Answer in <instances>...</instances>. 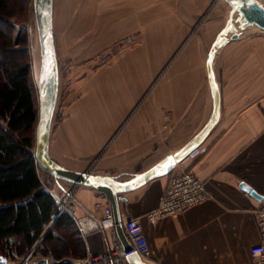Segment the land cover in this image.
Returning <instances> with one entry per match:
<instances>
[{
    "label": "crops",
    "instance_id": "obj_1",
    "mask_svg": "<svg viewBox=\"0 0 264 264\" xmlns=\"http://www.w3.org/2000/svg\"><path fill=\"white\" fill-rule=\"evenodd\" d=\"M208 1L181 0L185 16H173L172 22L185 33L181 45L166 54L132 43L94 69L79 65L86 73L71 79L69 91L75 93L68 95L62 117L51 128L49 153L54 160L72 170L126 181L174 154L204 126L213 104L206 54L228 18L227 13L222 24L214 18L213 28L218 29L212 36L204 32L201 15ZM212 65L220 104L205 138L170 171L118 194L120 221L126 216L141 218L148 264H264L250 254V247L260 241L254 209L261 200L253 191L264 196V34L229 40L217 50ZM180 168L201 178L210 197L150 222L145 213L158 205L171 171ZM53 182L57 192L49 191L66 203L75 220L93 224L105 207L112 210L113 228L80 232L85 256L74 262L128 244L102 192L54 178ZM43 258L48 264L54 260L50 255L36 260ZM109 264L132 262L126 258Z\"/></svg>",
    "mask_w": 264,
    "mask_h": 264
},
{
    "label": "trees",
    "instance_id": "obj_2",
    "mask_svg": "<svg viewBox=\"0 0 264 264\" xmlns=\"http://www.w3.org/2000/svg\"><path fill=\"white\" fill-rule=\"evenodd\" d=\"M20 2L0 0V264L30 252L76 264L85 256L78 225L44 186L34 156L37 97L25 40L13 38Z\"/></svg>",
    "mask_w": 264,
    "mask_h": 264
},
{
    "label": "rangeland",
    "instance_id": "obj_3",
    "mask_svg": "<svg viewBox=\"0 0 264 264\" xmlns=\"http://www.w3.org/2000/svg\"><path fill=\"white\" fill-rule=\"evenodd\" d=\"M53 6L59 90L52 126L62 117L66 102H69L68 95L75 93L69 91L71 79L86 73L84 71L86 67L79 65L90 64L94 69L118 48L132 43H141L142 47L143 44L150 45L151 48L157 49V52L166 54L181 45L185 33L179 23L172 22L173 16V18L185 16L181 0H54ZM229 8L224 0L208 1L201 15H204L205 19L204 32H209L212 36L218 29L216 27L214 30L212 21L215 17L220 18L222 24ZM12 20L15 22L14 40L22 42L25 40L22 46L25 47L37 97L39 48L32 0H21L20 8ZM242 34H264V31L257 27H248ZM210 40L209 38L204 41L205 52ZM35 124L32 132L33 143ZM40 176L48 190L57 192L52 176L44 172L40 173ZM38 256L39 253H32L28 261L36 260ZM24 257L23 255L14 259L8 258L7 264H18Z\"/></svg>",
    "mask_w": 264,
    "mask_h": 264
},
{
    "label": "water",
    "instance_id": "obj_4",
    "mask_svg": "<svg viewBox=\"0 0 264 264\" xmlns=\"http://www.w3.org/2000/svg\"><path fill=\"white\" fill-rule=\"evenodd\" d=\"M229 5L228 18L224 26L212 41L206 56V71L212 94V113L204 126L192 136L179 150L155 163L133 178L120 181L114 176L93 174L90 171H77L66 168L54 160L49 153V138L52 121L56 109L59 90V70L53 34L52 11L53 0H32L36 34L39 48V68L37 73V119L35 124L34 156L38 168L56 180L85 185L102 192L111 202L114 209L117 229L121 230L118 217V194L135 186L145 183L149 179L171 170L173 164L189 154L205 138L218 118L220 92L215 81L212 64L216 50L229 40L238 38L248 27H257L264 31V2L262 0H225ZM253 193L260 199L264 196ZM29 199V198H28ZM124 199V198H120ZM127 247V244L124 245ZM128 248V247H127ZM132 264H148L138 255L127 257ZM3 263L6 258L2 257ZM19 264H30L21 261ZM35 264H48L46 258L37 260Z\"/></svg>",
    "mask_w": 264,
    "mask_h": 264
},
{
    "label": "built area",
    "instance_id": "obj_5",
    "mask_svg": "<svg viewBox=\"0 0 264 264\" xmlns=\"http://www.w3.org/2000/svg\"><path fill=\"white\" fill-rule=\"evenodd\" d=\"M175 169V168H174ZM210 197L204 181L195 173L186 168L171 171L166 187L159 199L158 205L145 213L150 222L183 212L187 208L200 203ZM61 210H68L66 203H60ZM254 216L258 227L260 241L250 247V254L256 262L264 260V200L254 209ZM80 232L86 233L93 229H110L114 227L112 210L109 206L104 208L103 216L93 224L78 218L76 220ZM121 225L127 238V247L117 246L101 255L92 258L77 259L76 264H90L91 261L100 260L102 264H109L126 259L131 254L138 255L143 261L149 257V246L139 216H126ZM31 252L22 261L30 258Z\"/></svg>",
    "mask_w": 264,
    "mask_h": 264
},
{
    "label": "bare ground",
    "instance_id": "obj_6",
    "mask_svg": "<svg viewBox=\"0 0 264 264\" xmlns=\"http://www.w3.org/2000/svg\"><path fill=\"white\" fill-rule=\"evenodd\" d=\"M52 24H53V11H52ZM258 29V28H257ZM54 34V33H53ZM217 52V50H216ZM216 54V53H215ZM212 68H213V65H212Z\"/></svg>",
    "mask_w": 264,
    "mask_h": 264
}]
</instances>
